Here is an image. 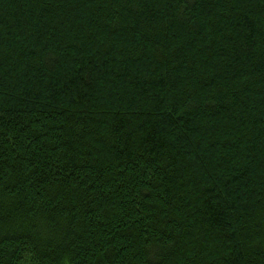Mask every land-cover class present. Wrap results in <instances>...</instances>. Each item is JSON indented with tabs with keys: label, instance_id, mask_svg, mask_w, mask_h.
Listing matches in <instances>:
<instances>
[{
	"label": "trees",
	"instance_id": "obj_1",
	"mask_svg": "<svg viewBox=\"0 0 264 264\" xmlns=\"http://www.w3.org/2000/svg\"><path fill=\"white\" fill-rule=\"evenodd\" d=\"M0 264H264V0H0Z\"/></svg>",
	"mask_w": 264,
	"mask_h": 264
}]
</instances>
